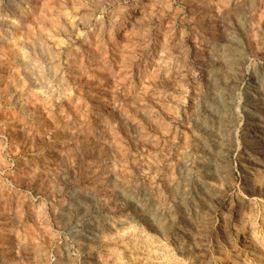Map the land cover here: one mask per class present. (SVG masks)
I'll return each mask as SVG.
<instances>
[{"label":"rangeland","instance_id":"obj_1","mask_svg":"<svg viewBox=\"0 0 264 264\" xmlns=\"http://www.w3.org/2000/svg\"><path fill=\"white\" fill-rule=\"evenodd\" d=\"M0 264H264V0H0Z\"/></svg>","mask_w":264,"mask_h":264}]
</instances>
